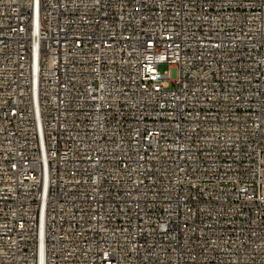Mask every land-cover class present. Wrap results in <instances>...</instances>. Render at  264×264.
I'll use <instances>...</instances> for the list:
<instances>
[{
	"label": "built area",
	"instance_id": "2783aa9c",
	"mask_svg": "<svg viewBox=\"0 0 264 264\" xmlns=\"http://www.w3.org/2000/svg\"><path fill=\"white\" fill-rule=\"evenodd\" d=\"M0 264H264V0H0Z\"/></svg>",
	"mask_w": 264,
	"mask_h": 264
},
{
	"label": "rangeland",
	"instance_id": "374dc122",
	"mask_svg": "<svg viewBox=\"0 0 264 264\" xmlns=\"http://www.w3.org/2000/svg\"><path fill=\"white\" fill-rule=\"evenodd\" d=\"M168 68V65L167 64H161L160 65V70L161 71H164V70H166Z\"/></svg>",
	"mask_w": 264,
	"mask_h": 264
}]
</instances>
